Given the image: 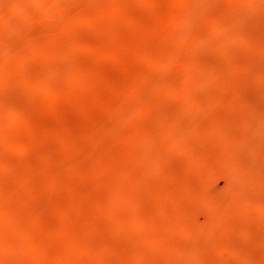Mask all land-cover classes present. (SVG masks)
<instances>
[{
  "label": "rangeland",
  "instance_id": "rangeland-1",
  "mask_svg": "<svg viewBox=\"0 0 264 264\" xmlns=\"http://www.w3.org/2000/svg\"><path fill=\"white\" fill-rule=\"evenodd\" d=\"M0 264H264V0H0Z\"/></svg>",
  "mask_w": 264,
  "mask_h": 264
}]
</instances>
